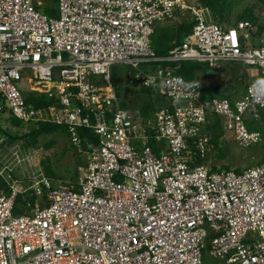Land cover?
<instances>
[{"label":"built area","instance_id":"2783aa9c","mask_svg":"<svg viewBox=\"0 0 264 264\" xmlns=\"http://www.w3.org/2000/svg\"><path fill=\"white\" fill-rule=\"evenodd\" d=\"M185 9L190 31L172 56H157L155 24ZM56 11L48 17L34 0H0V114L62 126L76 148L83 129L95 141H86L78 182L52 183L40 171L29 177L44 202L35 198L28 212L13 214L21 191L6 182L0 264H202L206 247L225 264H264V163L212 170L204 162L209 115L222 116L239 147L262 142L244 115L264 117V32L247 19L209 22L186 0H57ZM162 61L209 70L239 63L260 77L232 102L202 99L199 86L170 67L151 68ZM117 65L134 70L135 89L164 97L151 127L157 152L140 110L117 95ZM30 82L55 104L26 103L20 86Z\"/></svg>","mask_w":264,"mask_h":264},{"label":"rangeland","instance_id":"374dc122","mask_svg":"<svg viewBox=\"0 0 264 264\" xmlns=\"http://www.w3.org/2000/svg\"><path fill=\"white\" fill-rule=\"evenodd\" d=\"M34 1L37 6L50 5L55 7V2L53 0ZM251 1L253 0H250V2ZM247 2H249V0H238V8L246 5ZM186 3L191 6L194 5L195 0H186ZM233 20L234 17L232 18V21ZM227 65L230 68L222 72L223 76L220 73H216V83L213 80L214 77H205V75H201V78H203L202 83H204V86L213 85L212 83H215L217 87H226V90L228 89L227 95L229 99L236 100L241 96L240 92H242V89L247 86L248 79H245L243 76V65L239 63H227ZM116 67H118V71L116 72L117 75L114 77V80H119L118 89L121 90L122 95L126 98V104L132 107L140 105L146 99L145 95L140 93V90H132L124 81L127 74L124 73L122 69L123 66L117 65ZM20 88L24 96L29 94L38 96L43 93V86L38 83H24ZM157 104L159 106L160 103ZM7 115V113L0 114V127L9 135L21 138L27 132V126L23 124L18 126L13 125L11 119L7 117ZM216 119V116H213L210 125L218 129L221 127L219 120H221V124L223 125V118L219 115L217 119L218 124L215 122ZM260 120V125H257L256 129L262 137V142L260 144L245 148L239 147L234 142L233 137L231 138L228 136L229 131L224 130L226 137L222 142H220V140L218 141V136L216 144L210 141L211 148L207 153L206 165L211 169L234 168L239 170L254 166L263 160L264 119ZM88 160L89 155L87 148L83 150L81 145L79 148L74 147L70 144L68 135L61 132L41 135L34 144L26 145L24 139H18L7 140L0 146V173L5 178L6 182L10 185L14 182V187L21 191V193L33 196L34 199L37 198L36 200L40 204L44 202V198L35 197L33 195L36 186H32L31 182L28 181L29 177L37 175L40 171L47 178L46 173L52 172L55 175V177L49 179L52 183L69 181L76 183L82 178ZM202 264L225 263L222 259L213 257L204 252Z\"/></svg>","mask_w":264,"mask_h":264},{"label":"trees","instance_id":"16d2710c","mask_svg":"<svg viewBox=\"0 0 264 264\" xmlns=\"http://www.w3.org/2000/svg\"><path fill=\"white\" fill-rule=\"evenodd\" d=\"M55 2V7L50 5H43L37 6L36 10L44 13L48 17H56V5L57 0H53ZM193 8H202L205 9L209 13L208 21L215 23L221 26H229L234 21L247 19L258 27L257 34H261L264 32V0H253L247 2L246 5L243 7L238 8V0H195L194 5H191ZM242 8V9H241ZM234 20L232 21V18ZM193 23V22H192ZM191 23V26H192ZM191 27L190 24L182 23L177 25L174 29L164 32L161 36L154 35L150 38V46L154 53L159 57H168L172 56L180 47L186 33L190 31ZM170 67L175 74L182 76L184 79L192 82L194 85L199 86L200 93L202 95V99L212 98V97H225L230 102H232L228 97L224 96L217 87H210V88H203L200 87L199 78H196L197 74L205 75L207 71V66L205 64L196 63V62H188V61H162L160 63H155L151 65L152 69L157 67ZM118 67L114 66L111 69L110 79L113 85L116 87L117 95L119 98L123 100L122 105H126V98L122 95L121 90L118 89L119 87V80H114V77L117 75ZM121 68V67H120ZM124 73L127 74L126 79L124 80L132 90H140V93L144 94L146 99L140 104L135 105L141 113L142 118L145 120L148 135H149V144L152 149L157 152V148L155 143L152 141L151 138V127L153 125V114L164 104V97L161 94L153 93L148 88H134V83L130 80L131 74L134 70L130 67L123 66L122 68ZM264 78V75H262ZM133 92V91H132ZM135 92V91H134ZM26 103H32L36 106H52L55 104V101L52 98H47L44 93H41L38 96L27 95L24 96ZM157 103H160L159 106ZM163 103V104H162ZM162 104V105H161ZM214 115H209L206 121V124L210 123ZM215 117V116H214ZM217 118V117H216ZM218 119V118H217ZM216 119V124L218 121ZM261 119H264L261 116ZM11 122L13 125L18 126L21 123L11 118ZM27 132L20 138L9 135L5 130L0 127V146L7 140H18L24 139L26 145L27 144H34L37 139L44 134H52L55 132H61L66 134L64 127L49 124V123H38L35 125L27 124ZM208 127V126H207ZM247 127V126H246ZM249 129V127H247ZM250 130V129H249ZM67 135V134H66ZM79 136L81 139V147L83 150L86 149V141H95V137L89 130L83 129L79 132ZM211 140L214 144L217 142V135H210ZM84 138V139H83ZM199 162V161H198ZM264 163V159L258 162L257 164ZM212 170H218L213 168ZM46 176L48 179L55 177L52 172H47ZM0 193H6L8 191V186L5 181V178L0 175ZM35 205V199L33 196L26 195L24 193H19L16 196L14 206H13V214L19 215L25 212H28L33 206ZM209 241V237L207 238ZM207 251V247L203 250L204 252Z\"/></svg>","mask_w":264,"mask_h":264},{"label":"crops","instance_id":"0c3cea01","mask_svg":"<svg viewBox=\"0 0 264 264\" xmlns=\"http://www.w3.org/2000/svg\"><path fill=\"white\" fill-rule=\"evenodd\" d=\"M201 10V15L202 17L208 21V18H209V13L205 10V9H202V8H199ZM192 16H191V12H190V9H185V10H177L171 17H169L168 19H164V20H161L159 22H157L154 26V29H153V34L152 36H156V35H162L164 32H167L169 30H172L174 29L177 25L179 24H182V23H186V24H190V27H191V23H192V20H191ZM152 38V37H151ZM227 63H223L218 69L216 70H209L207 69V71L205 72V77H214L213 80L214 82L216 83L217 79H216V73H220L222 76V72L223 71H226V69L229 70V66L227 67ZM243 76L245 79H248V83L252 80V79H256V78H259L260 75L259 73L251 68V67H243ZM201 74H197L196 75V78H199V84H200V87H203V88H210V87H217L215 86V83H212L213 85H207V86H204V83H202L203 81V78H201ZM228 77V76H227ZM247 83V84H248ZM24 84V83H23ZM21 84V85H23ZM219 89V91L226 97H228L227 93H228V89L226 90V87L222 88V87H217ZM246 88V87H245ZM245 88L242 89V92H240V95L237 99L241 98L242 95L245 93ZM22 91V90H21ZM29 95H32V94H29ZM24 96V95H23ZM229 98V97H228ZM231 101H234V100H231ZM165 103V101L163 102ZM9 117V116H7ZM217 117V116H216ZM11 119V117H9ZM218 118V117H217ZM14 119V118H13ZM261 118H253L251 117V115L249 113H246L244 115V121H245V124L247 127H249L250 130H253V131H257V125H260V120ZM220 121V125L221 127L218 128V129H215L213 127H211V120H210V123L206 124L205 126V131L209 134V135H217L219 138H218V141L220 140V142L223 141V139H225V133H224V129L223 128V125L221 124V120ZM20 122V121H19ZM21 123V122H20ZM23 124V123H21ZM23 125H27V124H23ZM33 125V124H31ZM253 125V126H252ZM208 126V127H207ZM252 126V127H250ZM259 132V131H257ZM229 137L232 138V134L231 132L229 131ZM232 140V139H231ZM220 144V143H219ZM201 162V161H199ZM204 162L206 163V159L204 160ZM207 254H209L208 250L205 251ZM210 255V254H209ZM203 256L202 255V260H203Z\"/></svg>","mask_w":264,"mask_h":264}]
</instances>
